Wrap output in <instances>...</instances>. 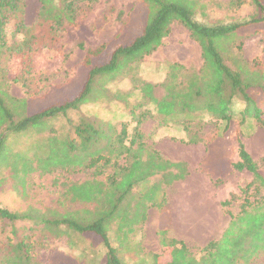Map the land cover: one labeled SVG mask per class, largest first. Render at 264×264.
<instances>
[{"label": "trees", "instance_id": "16d2710c", "mask_svg": "<svg viewBox=\"0 0 264 264\" xmlns=\"http://www.w3.org/2000/svg\"><path fill=\"white\" fill-rule=\"evenodd\" d=\"M96 1L40 0L36 23L29 28L22 21L23 0H0V166L9 167V176L21 171L17 176L14 174L15 179L28 178L35 171L45 174L53 169L66 173L90 171L82 182L68 181L64 186L59 204H77L72 212L53 210L52 218L48 219L45 211L35 210L36 216L32 218L31 210L18 213L0 207V264H43L38 247L22 233L24 226H16L18 222L42 229L67 226L91 241L98 237L106 250L103 264H124L107 236V224L121 202L134 187L151 176L161 175L171 186L188 175L185 163L164 159L144 142L141 125L151 115L149 109L143 108L144 104L154 106L161 129L180 126L184 137L179 142L185 145L205 142L208 150L235 125L238 161L230 163L225 157L224 167H219L214 174L215 167L207 171L205 165H201L200 169L215 185H220L234 170L250 174L249 183L240 189L239 195L230 193L221 202L229 222L218 238L194 252L183 241L167 239L166 226L158 236L167 260L155 255L152 264H264V173L239 137L240 128L248 119L255 120L264 129L263 54L248 63L242 58L241 48L243 32L253 28V32L263 34L264 52V0H251L254 13L247 19L215 25H205L196 19L201 12L197 0H138L143 8L139 31L131 35L128 24L123 22L110 43L87 50L82 62L85 77L73 97L29 115L19 113L22 101L10 96L9 84L28 85L31 77L40 79L45 73L55 74L59 68L48 66L44 51L51 50L58 35L67 28L78 29V22L87 16ZM242 2L236 0L229 5ZM10 22L15 36L12 39L5 34ZM174 23L187 30L199 45L200 68L187 70L184 65L168 63V73L162 83L141 80L137 77L140 62L160 47ZM43 61L46 64H42ZM118 75L128 78L130 88L141 96L137 103L125 106L130 122H122L119 131L113 124L84 118L70 127L69 134L46 138L45 153L34 157L33 161L9 154L6 145L12 137L29 129L43 130L48 121L66 116L87 103L114 99L126 105V97L131 94L115 92L110 98L105 87V82ZM239 105L241 109H237ZM135 108L140 112L136 113ZM205 117L223 123L222 131L206 141L196 132L198 125H193ZM194 128L197 130L193 133ZM260 162L264 164V156ZM174 168L176 172L171 171ZM223 169L225 172L221 171ZM27 185L28 182H24L21 190ZM237 201H241L238 214H229L228 208ZM164 205L163 198L157 204L159 225L165 224ZM51 264L74 262L65 260Z\"/></svg>", "mask_w": 264, "mask_h": 264}, {"label": "rangeland", "instance_id": "374dc122", "mask_svg": "<svg viewBox=\"0 0 264 264\" xmlns=\"http://www.w3.org/2000/svg\"><path fill=\"white\" fill-rule=\"evenodd\" d=\"M197 1L201 6V12L196 16V19L205 25L237 22L247 19L254 13L251 0H243L240 5L234 6H230L229 3L236 0ZM39 9L40 0H23L22 21L26 27L31 28L34 26ZM142 14L143 8L138 0H97L87 16L78 22V29L67 28L58 35L54 47L51 50L44 51L48 58V66L59 68L55 74L45 73L43 80H41L43 76L40 79L39 76L31 77L27 81L28 85L21 83L9 84L10 96L22 101V104L18 107L19 113L29 115L49 104L60 102L67 97H73L79 91L85 77L82 68L85 52L102 44L110 43L120 32L123 22L128 24L131 35L137 33L141 28ZM12 32L13 23L10 22L5 28L8 39L15 37ZM243 35L245 38L241 47L242 58L250 63L263 54L262 59L264 61V52L262 53L263 34L253 32L252 28L245 30ZM41 63L44 64L45 61ZM168 63L184 65L187 70H198L202 64L199 45L190 38L188 31L178 23L171 26L169 35L162 41L160 47L140 62L137 77L146 82L162 83L168 73ZM105 87L110 98H113L115 92L131 94V96L126 97L127 104L125 105L123 102L114 99H99L93 103H87L76 111H69L66 116L48 121L47 127L43 130L29 129L18 136L12 137L6 145L9 154L25 156L33 161L34 157L45 153L46 138L53 135L65 136L69 134L71 132L70 127L81 122L84 118L113 124L116 130L119 131L122 122H130L129 111L126 110L125 106L137 103L141 96L137 91L130 88L129 79L122 75H118L110 82H105ZM143 108H147L151 112V115L142 124L144 142L147 146L154 148L151 142L157 134L161 135V131L164 133L162 134L164 138L178 142L176 128L181 129L180 126H169L171 128L161 129L154 106L144 104ZM241 108V105L237 107V109ZM134 111L138 113L140 109L135 108ZM194 124L198 125V130L194 128L192 132L194 133L197 130L196 132H199L205 141L221 132L223 128L222 122L209 121L206 117L201 122H193ZM128 127L129 124L127 123ZM235 131L236 126L234 125L224 137L216 139L208 150L205 142L199 143L205 146V152L203 160L196 170L205 174L209 182L205 180L206 185L217 192L219 195L217 196L223 198L222 201L225 200L226 193L228 195L230 193L239 195L240 189L249 183L250 174L246 171L237 172L234 170L227 175L220 185H215L209 175L201 171L200 166L205 165L207 171L213 170L215 167L212 171L214 174L220 170L219 167H224L225 157L228 158L230 163L238 161V143ZM239 132L240 140L246 150L258 162L260 170L264 173V164L260 162V159L264 156V129L255 120L248 119ZM160 156L165 159L162 154ZM8 168L6 165L0 166V180L2 181L0 207L18 213L31 210L32 218L36 216L35 210L45 211L48 219L52 218L53 210L63 213L64 211L72 212L77 208V204H59L61 193L66 182H82L87 179V174L90 173V171L66 173L62 169H53V171L45 174L39 171L32 172L28 178H23V180L21 177L15 179L17 174H21V171L9 176ZM171 171L176 172L177 168ZM221 171L225 172V169ZM192 172L194 173L193 170ZM187 176H189V172ZM166 180L161 175H155L139 183L121 202L119 209L108 222L107 236L109 243L116 249L117 256L122 263L152 264L155 255L161 257L164 261L167 260L163 257L164 252L158 232L161 228L168 227L167 204L171 207L175 199V192L171 193L169 190L171 186L167 185ZM24 182H28V185L22 191L20 187L24 186ZM163 198L165 199L164 209L168 218L165 215V224L156 226L155 221L151 222L150 220L156 216L157 212H160L157 204ZM214 205L221 212L219 214L220 228H225L226 223L229 222V215L226 214L224 208L221 207L220 209V204L215 202ZM240 205L241 201L232 204L228 208L229 214L237 215ZM188 208V206H183L185 210ZM16 226H24L25 229H21V231L30 237L31 241L38 247V253L41 255L43 264L62 263L65 260H71L74 264H103L104 262L106 250L100 244V238L98 237L91 241L89 238L82 237L77 232L62 225L42 229L41 227L35 228L33 225L18 222ZM167 227L165 236L167 239H172L168 235ZM22 233L20 232V234ZM186 245L194 252L198 250L197 248L202 247L194 242H187Z\"/></svg>", "mask_w": 264, "mask_h": 264}, {"label": "crops", "instance_id": "0c3cea01", "mask_svg": "<svg viewBox=\"0 0 264 264\" xmlns=\"http://www.w3.org/2000/svg\"><path fill=\"white\" fill-rule=\"evenodd\" d=\"M142 126L141 131L143 132ZM162 134L164 133L161 131V135L157 134L158 137L156 136L151 142L156 151L165 156L166 160L185 163L189 172V176L184 181L176 182L169 188L172 194L175 192V199L171 207L167 204L169 213L168 235L172 239L183 241L185 244L194 242L199 246H204L209 241L216 239L223 230L220 228L219 214L221 212L214 205L215 202L220 204L221 209L223 198L218 197L217 192L206 185L205 180L207 182L208 180L205 174L196 170L203 160L205 146L203 144L185 145L180 143L179 139L184 137L180 129L177 130L176 135L178 142L166 139ZM227 196L226 193L225 199ZM183 206L189 208L185 210ZM158 217L159 212L150 220L151 222L155 221L156 226L159 224Z\"/></svg>", "mask_w": 264, "mask_h": 264}]
</instances>
